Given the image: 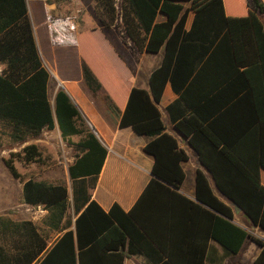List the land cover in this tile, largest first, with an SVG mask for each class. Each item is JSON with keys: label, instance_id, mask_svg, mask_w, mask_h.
Listing matches in <instances>:
<instances>
[{"label": "trees", "instance_id": "1", "mask_svg": "<svg viewBox=\"0 0 264 264\" xmlns=\"http://www.w3.org/2000/svg\"><path fill=\"white\" fill-rule=\"evenodd\" d=\"M116 1L93 0L92 11L103 30L115 21ZM233 1L118 0L121 34L136 51H160L161 59L149 74L148 91L129 89L118 121V127L129 126L150 138L142 150L152 158L151 177L129 211L122 212L113 204L103 212L89 200L88 191L95 184L105 148L63 89L55 92L52 106L48 102L49 73L34 42L25 0H0V120L18 141L54 124L67 141L79 136L71 143L73 159L67 175L72 208L77 212L84 206L74 218L73 231L67 229V217L59 224L68 206L65 183L23 180L22 201L50 210L45 222L64 232L45 249L44 239L30 222L14 224V230L23 233V250L15 255L5 252L0 235V264H121L129 254H143L155 264H171L169 252L164 261L158 254L164 252L158 240L163 227L156 226L154 217L162 212L171 218L178 210L193 215L196 224L185 229L167 225V247L205 248L209 239L228 256L248 239L259 247L253 264H264V241L231 221L236 205L251 225L264 230V186L259 180V168L264 169V28L256 16L264 15V5L249 0L250 9L244 15H225L224 5L230 9ZM36 2L46 29L44 6ZM189 10L196 12L184 30ZM88 35H77L76 41ZM46 38L49 45L47 34ZM80 70L85 84L95 92L100 85L84 62ZM166 82L177 97L165 111L206 171L194 174V198L207 208L177 192L183 179L180 162L186 155L165 132L156 107ZM14 160L36 163L40 151L30 143L2 159L9 174L21 180ZM149 197L159 199V206L149 214L140 212ZM201 220L207 227L202 241ZM10 224H2L1 231L8 232ZM172 230L182 234L181 240H172ZM195 263L201 264V257Z\"/></svg>", "mask_w": 264, "mask_h": 264}, {"label": "crops", "instance_id": "2", "mask_svg": "<svg viewBox=\"0 0 264 264\" xmlns=\"http://www.w3.org/2000/svg\"><path fill=\"white\" fill-rule=\"evenodd\" d=\"M60 1L65 3V0H54L47 9L49 8L51 12L54 9L58 11L57 8ZM88 1V5L92 9L93 0ZM224 1L226 0H223V3ZM260 1L264 5V0ZM240 2L243 3L242 7L239 4ZM25 3L39 57L49 73L46 86L48 102L52 106L55 92L60 88L63 89L79 110L84 123L105 148V156L95 184L88 191L89 200L93 201L103 212H108L113 204H116L122 212H127L151 177L152 158L142 150V147L150 138L136 134L129 126L118 127V121L129 89L135 87L148 91L149 74L158 66L161 53L160 51L156 52L159 53L158 62L145 70L144 67H141V62L147 52L136 51L130 41H118L111 29H101L100 25L97 24V20L81 18L83 12L78 20L77 35H89L82 36L81 41H76L72 48L60 46L62 48L54 50L50 44V46L48 45L46 29L41 24L40 5L34 0H25ZM248 9H250L249 0H234L230 9H227L224 5L225 15L229 16H242ZM195 12V10L187 12L184 30H188L190 27ZM256 16L264 28V15L256 14ZM93 24L95 27H90ZM95 33H100L103 41H96L93 37ZM81 62L88 66L100 85L95 92L91 91L82 78ZM1 68L2 65H0V70ZM176 97L177 94L171 90L169 83L166 82L156 107L160 113L165 132L176 140L177 146L186 155V159L180 162L183 179L177 192L186 199L197 202L194 198V174L196 170L206 171L197 160V154L188 144L186 137L173 126L165 111L166 105L171 103ZM78 139V135L70 136L68 141L63 139L56 124H54L51 129L42 128L37 135H26L22 140L18 141L10 137V129L0 120V235L5 239V244L1 245L5 252L15 255L23 250L21 245V241L24 238L23 233L19 230H14L12 227L14 224L24 221L30 222L35 231L44 239L45 249H49L64 230L54 229L47 225L45 221L50 210L41 206L28 205L22 201L21 183L31 177L21 178L26 168H30L29 165L33 163L23 164L17 160L13 161L15 169L20 175L21 180H19L9 174L2 159L7 158L9 153L19 152L23 146L30 143L35 144L38 149L49 152H53L58 147V144L59 147H62V145L65 146V143H67L66 151L69 148L72 149L71 143L76 142ZM72 159L73 155L70 156L64 172H67V166L72 162ZM31 179L36 180L34 178ZM259 180L264 186V169L262 168H259ZM45 182L57 184L60 181L56 178L52 182ZM66 188L68 206L59 224L67 217L70 222L67 229L73 231L74 218L82 211L84 206L75 212L72 208L70 192L68 191L70 190L68 189L70 188V183L69 187L66 185ZM219 199L224 202L223 198L219 197ZM197 203L200 204L199 202ZM200 205L207 208L203 204ZM158 206L159 199L149 197L143 201L140 212L149 214L151 210H156ZM177 213L176 215L172 213L171 218H168L170 215H165L162 212L154 217V220L157 221L156 226L158 228L163 227L158 235V240L164 246V252L158 251L161 261L166 259L165 252H169L170 257L174 261L171 264H196L195 259L198 260L199 257H201V264H253V259L258 253L259 247L248 239L244 241L236 254L228 256L224 255L219 245L209 239L205 248H186L182 245L167 247L169 236L167 225L172 226V228L177 226L185 229L196 224V219L193 215L180 210ZM7 221L11 223L10 230L8 232L1 231L2 224ZM231 221L250 235L264 241V230L258 226L251 225L245 217L241 216L239 211L234 212L232 210ZM198 225L200 227V241H202L207 227L204 224V220H201ZM178 234L175 230H172L173 241L178 242L181 240L182 234ZM30 264L36 263L33 261ZM121 264L155 263L143 254H129L123 257Z\"/></svg>", "mask_w": 264, "mask_h": 264}, {"label": "rangeland", "instance_id": "3", "mask_svg": "<svg viewBox=\"0 0 264 264\" xmlns=\"http://www.w3.org/2000/svg\"><path fill=\"white\" fill-rule=\"evenodd\" d=\"M76 1L82 6V9H84L82 11L83 13L81 15V18L87 19V20L88 19L96 20L92 9L88 5L89 4L88 0H76ZM116 7H117L116 18H115L113 25L110 27V29L115 35V37L118 39V41H128L121 34V27H120V22L118 18V0L116 1ZM68 8H69V4L67 0H65V3L64 1H60L58 3L57 9L61 13L66 12ZM94 24L91 25L90 27H95ZM96 33L93 34L94 39L96 41H103L100 33L99 34H96ZM158 59H159V53H156V54L146 53L143 56L141 67H144L146 70L148 67L154 66V64L158 62ZM66 147H68L67 143H65V146L62 145V147H59V144H58V147L55 148L53 152L39 149L40 160L36 163H33L32 165H29L30 168H26L21 179L26 178V177H31L36 180H41V181L44 180V181L52 182L53 180H56V178H58L60 182H64L67 185V187H69L70 182L68 179V175H67V172H64V170L66 168V164L68 163L70 156L73 155V149L69 148L65 151ZM61 149H63V151H61ZM68 191L70 192V190ZM241 216L244 217L242 214Z\"/></svg>", "mask_w": 264, "mask_h": 264}, {"label": "built area", "instance_id": "4", "mask_svg": "<svg viewBox=\"0 0 264 264\" xmlns=\"http://www.w3.org/2000/svg\"><path fill=\"white\" fill-rule=\"evenodd\" d=\"M40 1L45 10L44 23L47 30L48 40L51 46H74L78 33V20L83 11L82 6L76 0H67L69 8L66 12H51L47 7L54 0Z\"/></svg>", "mask_w": 264, "mask_h": 264}, {"label": "water", "instance_id": "5", "mask_svg": "<svg viewBox=\"0 0 264 264\" xmlns=\"http://www.w3.org/2000/svg\"><path fill=\"white\" fill-rule=\"evenodd\" d=\"M233 210H234V212H238L239 211L236 205H233Z\"/></svg>", "mask_w": 264, "mask_h": 264}]
</instances>
